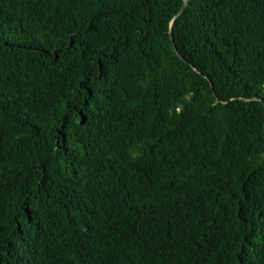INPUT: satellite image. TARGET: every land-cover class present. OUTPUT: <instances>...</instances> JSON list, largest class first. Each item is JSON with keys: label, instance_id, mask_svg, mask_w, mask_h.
I'll return each mask as SVG.
<instances>
[{"label": "trees", "instance_id": "1", "mask_svg": "<svg viewBox=\"0 0 264 264\" xmlns=\"http://www.w3.org/2000/svg\"><path fill=\"white\" fill-rule=\"evenodd\" d=\"M0 264H264V0H0Z\"/></svg>", "mask_w": 264, "mask_h": 264}, {"label": "water", "instance_id": "2", "mask_svg": "<svg viewBox=\"0 0 264 264\" xmlns=\"http://www.w3.org/2000/svg\"><path fill=\"white\" fill-rule=\"evenodd\" d=\"M186 4V3H185ZM185 4L183 5V7H182V10L184 9V7H185Z\"/></svg>", "mask_w": 264, "mask_h": 264}]
</instances>
